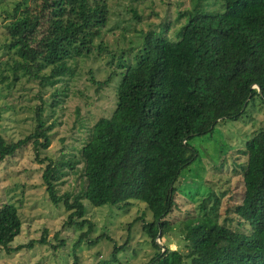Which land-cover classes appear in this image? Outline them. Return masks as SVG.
<instances>
[{"label":"trees","instance_id":"trees-1","mask_svg":"<svg viewBox=\"0 0 264 264\" xmlns=\"http://www.w3.org/2000/svg\"><path fill=\"white\" fill-rule=\"evenodd\" d=\"M196 1L179 12L184 20L176 38L168 37L162 26L139 28L131 57L126 52L124 58V51L112 54L115 66L109 74L91 78L97 92L118 76L114 105L93 121L76 155L64 159L43 153L52 127L44 111L52 110L56 89L48 105L41 101L32 107L30 131L16 139L0 135V159L30 143L36 160L44 164L40 178L47 200L62 204L65 223L81 228L86 222L73 247L87 238L91 225L83 199L118 207L136 199L151 213L148 220L140 217V228L155 248L142 264H264V125L245 139L242 149V191L231 209L240 228L217 215H186L172 222L180 240L174 248L161 249L154 241L158 230L160 237L170 231L166 215L174 182L196 155L188 139L211 130L219 119H236L255 98L264 106V0H205L211 3L209 10ZM2 9L5 45L16 55L13 72L19 69L40 88L70 73L68 61L93 50L107 51L102 40L107 0H12L10 9ZM68 173L77 175L79 187L60 190L61 176ZM19 227L17 207L2 202L0 246L10 249ZM37 241L43 243L44 235ZM122 247L112 243L114 260ZM98 264H108V259Z\"/></svg>","mask_w":264,"mask_h":264},{"label":"rangeland","instance_id":"rangeland-1","mask_svg":"<svg viewBox=\"0 0 264 264\" xmlns=\"http://www.w3.org/2000/svg\"><path fill=\"white\" fill-rule=\"evenodd\" d=\"M107 2L108 19L102 35L107 51L93 50L76 61H68L72 68L70 73L62 75L53 85L40 88L36 81L26 79L19 69L13 72L11 62L16 55L5 45L7 36L3 24L7 19L3 18L5 12L2 9H10L12 0H0V135L4 139H16L30 131L32 107L41 101H47L48 105L56 89L57 100L52 110L46 108L44 111L46 122H52V127L49 144L43 153L64 159L76 155L93 121L99 115H108L114 105L118 76L114 74L97 92L93 81L105 78L115 66L112 54L124 51V58L126 52L131 57L138 46L139 28L144 31L162 26L168 37L176 38L184 20L179 12L197 1ZM200 3L204 9H210L211 3L207 5L205 0ZM262 125L264 106L255 98L236 119H219L211 130L188 139L196 149V155L180 170L174 182L176 190L166 215L170 231L158 237L161 246L171 249L180 242L172 222L186 215H217L220 221L240 228L231 211L242 191L239 163L245 159L242 152L245 139ZM43 167V162L36 160L30 143L0 159V205L2 202L14 204L20 217L19 231L8 244L10 249L0 246V264H72L75 259L76 264H98L102 258H107L108 264H142L150 258L155 248L140 228V217L148 220L151 213L136 199L124 207L92 205L83 199L84 217L91 225L87 238L82 237L73 247L87 224L78 228L65 223L67 211L62 204L54 205L47 200L40 178ZM61 181L60 190L79 187L74 173L62 175ZM41 234L45 238L43 243L37 241ZM29 240L31 244L25 245ZM113 242L123 246L115 252L116 260L110 254ZM17 244L24 246L12 249Z\"/></svg>","mask_w":264,"mask_h":264},{"label":"water","instance_id":"water-1","mask_svg":"<svg viewBox=\"0 0 264 264\" xmlns=\"http://www.w3.org/2000/svg\"><path fill=\"white\" fill-rule=\"evenodd\" d=\"M251 86H255L257 89H258V91H259V85L257 84V83H253ZM244 104V103H243ZM242 108V107H241ZM158 237H159V230L157 231V233H156V236L154 237V241H155V243L157 244V245H159L160 247H161V249H163L162 248V246H161V242L158 240ZM157 238V239H156Z\"/></svg>","mask_w":264,"mask_h":264}]
</instances>
